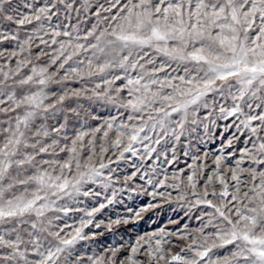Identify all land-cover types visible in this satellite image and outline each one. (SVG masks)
Returning <instances> with one entry per match:
<instances>
[{
  "label": "snow or ice",
  "instance_id": "1",
  "mask_svg": "<svg viewBox=\"0 0 264 264\" xmlns=\"http://www.w3.org/2000/svg\"><path fill=\"white\" fill-rule=\"evenodd\" d=\"M0 264H264V0H0Z\"/></svg>",
  "mask_w": 264,
  "mask_h": 264
},
{
  "label": "rangeland",
  "instance_id": "2",
  "mask_svg": "<svg viewBox=\"0 0 264 264\" xmlns=\"http://www.w3.org/2000/svg\"><path fill=\"white\" fill-rule=\"evenodd\" d=\"M219 142L220 137L217 136V139L211 141L209 146L214 148ZM137 159V157H133V162ZM184 163L185 158L181 156L180 164L177 166H182ZM127 168L128 170L132 169L131 163L127 165ZM133 179L135 183L129 182L128 187L123 189V191L118 190L116 202L111 207L105 206L104 211L98 214L97 218L104 216L105 213L108 215H114L117 213L121 215H129V212L127 211L128 209H133L131 215H138L139 218L128 220L127 222L122 221L119 224H113L112 228H108L106 225L100 228H97L94 225L87 226V231H96L98 233L96 237L91 238L97 246L102 248L106 247L109 243H122L124 240L128 239L134 240L137 234L146 232L154 227H159L161 224H165L166 221L171 223L177 217H180L181 221L189 219L191 223H195L194 217L197 213L190 211L182 202L177 201L175 198L169 200L166 196L151 197L149 196L147 189L143 192H133V188L137 186L142 187L145 183L139 177ZM170 191H172L173 194L176 192L175 189H170ZM157 199L163 200V203H156ZM150 201L153 206H150L139 214L135 213L134 210L136 208L142 204H148ZM176 227H179V223L176 224Z\"/></svg>",
  "mask_w": 264,
  "mask_h": 264
}]
</instances>
